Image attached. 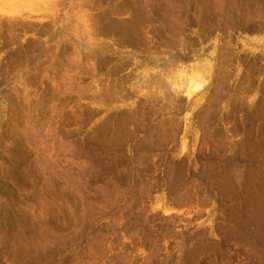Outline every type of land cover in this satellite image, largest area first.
Returning a JSON list of instances; mask_svg holds the SVG:
<instances>
[{"label": "rangeland", "instance_id": "374dc122", "mask_svg": "<svg viewBox=\"0 0 264 264\" xmlns=\"http://www.w3.org/2000/svg\"><path fill=\"white\" fill-rule=\"evenodd\" d=\"M13 1H0V264H264V134L259 133L260 126L264 129V43H250L257 42L256 37L261 35H253L245 27L231 28V24H227L228 31L226 24L218 26L219 22H215L217 27L214 24L218 31L214 29L212 34L214 18H208L213 17L212 8L209 11L213 6L208 3V7L203 0H199L203 2L202 9L207 7L209 12L200 9L203 16L197 15L203 18L207 13L209 17L195 20L211 21L210 25L205 22V26L212 28L207 29L212 34L207 36V31L204 34L199 30L204 23L190 22L195 21L191 15L196 14L191 9L197 7L195 3L200 4L195 0L190 2L191 5L193 1L189 18L183 0H154V4L152 0H56L57 6L52 5L54 1L50 4L39 0V5L28 8L23 0H16L21 8ZM250 1L258 2L246 0L244 7ZM134 2H139L138 6ZM146 2L160 3L159 8L155 7L159 10L154 9L159 20L143 10L140 18L135 17ZM175 4L183 8L177 6L179 11ZM260 5L249 10L256 11ZM135 7H140L139 11ZM19 11L35 14L33 19L26 20L35 23L32 26L39 30L31 24L27 26L25 19L15 22L7 17ZM84 11H92L96 22L98 19L96 37L102 41L98 46L89 45L87 35L76 36L75 29L83 31L85 27L78 18V13ZM178 11L183 12L182 18ZM250 11L249 16H259V11L254 12L257 16ZM53 12L59 15L57 26ZM167 13L177 18L174 15L172 20ZM144 14H150L151 20ZM69 16L71 19L66 21ZM152 20L164 24L165 32L173 38L166 33L163 36V25L158 26L161 32ZM116 23L120 24L119 29L114 30ZM65 25H70L68 32L60 29ZM159 31L165 41L176 44L170 42L168 47V41L166 45L161 43L164 38L159 40ZM185 35L193 38L190 41ZM156 37L163 45L155 54L176 51L182 58L177 67L169 66L177 69L172 70L171 85L165 89L173 102H167L164 94L151 87L153 83L149 87L144 76L158 68L150 61L156 50V46L150 45L154 39L157 43ZM179 40L195 42L194 51L201 55L185 60V44L180 45ZM222 41L225 46L232 43L227 45L230 54L226 53L232 59L235 57L234 61L227 58L232 64H220L227 60L220 56ZM198 45H202L200 49ZM214 52L217 55L212 62L217 67L214 66L201 93L188 103L183 67H190ZM218 64L223 70L231 64L227 69L230 73L225 70L229 78L224 77L228 85L224 90L230 93L224 96L222 90L223 97L221 93L216 95L219 89L215 90L221 80L216 74L223 72L217 70ZM141 81L143 85L139 84ZM208 95L223 101L220 105L215 100L220 105L215 104L218 114L215 106L211 108L208 103L210 99L213 102ZM205 105L208 114L203 112L204 108L201 110ZM209 107L213 110L208 112ZM141 110L145 111L140 113ZM196 111L198 115L205 113L204 117L213 111L216 114L209 121L210 117L198 118ZM206 122L212 124L202 128ZM256 167L263 171L257 169L259 179H254L258 174L252 173H256ZM250 178L255 184H248L252 182ZM258 181L263 184L261 187L254 186L260 184ZM255 188L258 193L262 188L260 199ZM249 190L255 193L251 198ZM255 197L263 202H257ZM250 205L253 209L248 208ZM246 209L252 210L250 214Z\"/></svg>", "mask_w": 264, "mask_h": 264}, {"label": "bare ground", "instance_id": "6f19581e", "mask_svg": "<svg viewBox=\"0 0 264 264\" xmlns=\"http://www.w3.org/2000/svg\"><path fill=\"white\" fill-rule=\"evenodd\" d=\"M0 1H1V0H0ZM15 1H16V0H15ZM17 1H18V0H17ZM17 1H16V2H17ZM19 1H20V3H21V0H19ZM42 1L47 2V3L49 2L50 4H52V3H53L52 1H54V3H53L52 5H56V6H57V4H55V3H56V2L58 3L59 0H58V1H56V0H51V1H50V0H41L40 2H42ZM55 1H56V2H55ZM60 1H61V0H60ZM60 1H59V2H60ZM139 1H140V0H139ZM149 1H150V0H147V2H149ZM153 1H154V0H152L151 2L154 4ZM178 1H180V0H177V1L175 0V3L178 2ZM193 1H194V0H193ZM193 1H192V4H193ZM196 1L199 2V0H195V2H196ZM245 1H246V0H203L204 4H205V2H206L205 5H207L208 7H209V4H211V5L213 6V7H209L210 10H209L207 7L204 8L205 6H203V8L207 10V12H209V11L211 12V11L213 10L212 13H211V15H210V16H212V14H213V17H209V15H208V17H209V18H208V17H207V13L205 14L206 16L204 15V17H205V18L207 17L208 19H210V18H214V19H213V20H214V21H213V26H212V23H211L212 20L210 19V20H211V21H210V23H211V26H210V27L213 28V29L211 28V29L213 30V31H211L212 34L215 33V32H214V29H216V28L214 27L215 22H217V23H218V22L221 23V25L218 24V26H224V25L226 24V27H227V24H231V25H232V26L230 25L231 28H233V26H235V27H239V28H241V29H242V27H243V28L245 27V28H247L248 31H250V33H253V35H257V34H258V37H259V35H261L260 38H257V37H256V41H257V42H251V41H250V43H254V44H256V45H257V44H258V45H261V44L264 43V39H263V34H264V7L262 8V6H263L262 4H264V2L261 3L262 0H261V1L258 0V2L255 3V4H257V6L253 3V1H250L251 4L253 3L252 5L249 3L250 5L248 6V3H247L246 6H248V7H247V8H248V9H247L248 11H250L249 8H250V7L252 8V6H253L254 8H255V6H256V8H257L258 5H260L259 3H261V5H262V6L260 5L259 8H258V9H260V7H261V8H262L261 11L257 9V10L259 11V16L253 18L252 15L249 16L250 14H249L248 11L246 10V6L244 7V3H245ZM247 1L249 2V0H247ZM256 1H257V0H256ZM259 1H260V2H259ZM263 1H264V0H263ZM12 2H14V1L12 0ZM16 2H15V4H16ZM23 2H24V4L26 5V6H25L26 8H28L27 6H32V7H33V6H35V5H39V4H40L39 0H23ZM136 2H137V0H136ZM136 2H134V3H136ZM142 2H143V0H142ZM144 2H145V1H144ZM147 2H146V4H147ZM155 2L157 3V0H156ZM183 2L185 3V5H183V3L181 2V3H182V6H183V7L185 6V8L187 9L186 13H187V15H188V13L191 12V11H190L191 6H192V4L190 5L191 0H185V1L183 0ZM200 2H201V1H200ZM200 2H199V3H200ZM203 2H201V3L203 4ZM3 3H4V2H3ZM20 3L17 2V5H19ZM38 3H39V4H38ZM138 3H139V2H138ZM138 3H136L137 6H138ZM152 3H149V5H148V4L146 5L145 3H143V4L140 3V4L142 5V6H140V7H142V8H140V7H137V8H136V7H135V8L137 9L136 11H139V10H140L139 12H141V11L143 10V11H146L147 14L150 12L151 14H153V17L156 18V17H157V15H156L157 12L155 13V10H159V9H155V7L158 6V7H156V8H159L160 3H159V4H156V5H153ZM170 3H171V1H170ZM170 3H168V4H169V5L174 4V3H172V4H170ZM178 3H179V2H178ZM178 3H177V4H178ZM181 3H180V4H181ZM201 3H200V4L195 3V4H197V7L199 8V9H197V7L195 6L197 11L194 10L195 7H194V8L192 7L193 9H191V10H193V12L196 13L195 15H197V14H198V15H201V14H202V10H204V9H202V4H201ZM208 3H209V4H208ZM0 4H1V3H0ZM136 4H135V6H136ZM144 4H145V5H144ZM168 4H167V5H168ZM78 5H80V4L78 3ZM133 5H134V4H133ZM169 5H168V6H169ZM199 5H200L201 7H200ZM19 6H20V5H19ZM21 6H22V5H21ZM21 6H20V8H21ZM175 6H176V4H175ZM177 6H178V5H177ZM177 6H176V7H177ZM133 7H134V6H133ZM170 7H172V6H170ZM178 7H180V6H178ZM178 7H177V9H178ZM183 7H182V8H183ZM243 7H244V8H243ZM79 8H80V10H82V7H79ZM139 8H140V9H139ZM167 8H168V7H166V10H168V9L171 10V11L173 10V9H171V8H168V9H167ZM172 8H173V7H172ZM180 8H181V7H180ZM182 8H181V9H182ZM185 8H184V10H185ZM211 8H212V10H211ZM254 8H252V10H253ZM256 8H255V9H256ZM133 9H134V8H133ZM138 9H139V10H138ZM154 9H155V10H154ZM200 9H202V10H200ZM54 10H56V12H57V9H54ZM80 10H78V12H79ZM161 10H162V9H161ZM161 10H160V11H161ZM178 10H179V9H178ZM184 10H182V11H184ZM198 10L201 11V12L199 11L200 14L197 13ZM208 10H209V11H208ZM243 10H246L247 12L245 11V12H246V13H245ZM252 10H251L250 12H253L252 14H253L254 16H257L258 14L255 15V13H257L258 11H257V10H256V11H252ZM58 11H59V10H58ZM133 11H134V10H133ZM160 11H159V13L162 12V11H161V12H160ZM171 11H169V13H171ZM179 11H180V10H179ZM179 11H178V12H179ZM182 11L179 12V13H181V15H182V13H183ZM188 11H189V12H188ZM56 12H53V13L51 14V15L53 16V18H54V20L51 19V20H53V22L55 23L54 25H56V23H57V25H58V23H59V22H58V19H57V18H59V15H58V16H55V15L58 14V13H56ZM101 12L104 13L105 11L102 10ZM139 12H138V13H139ZM167 12H168V11H167ZM174 12H175V11H174ZM254 12H255V13H254ZM138 13H137V14H138ZM143 13H145V12H143ZM143 13L141 12L140 14H138L139 16L137 15V16H135V17H139V18H140V17H141V14H143ZM154 13H155V14H154ZM164 13H166L165 10H163V15H164ZM247 13H248L249 15H248ZM135 14H136V13H135ZM171 14H172V13H171ZM176 14H177V16H178V13H177V12H176ZM208 14H210V13H208ZM246 14H247L249 17H248V16H245ZM34 15H35V14H33L32 12L28 13L27 15H25V14H23L21 11H19V12L15 13V14H9V15H7V17H9V18H13V21L16 20V19H17V20H18V19H19V20L22 19V22H23V19H25V22H26V21L28 22V20H26V19H33V18L36 16V15H35V16H34ZM46 15H47V14H46ZM51 15H50V18L52 17ZM79 15H81V16H79ZM101 15H102V14H101ZM149 15H150V14H149ZM149 15H145V14H144L143 17H144V16H147V20H148V19H150V18H148ZM158 15H159V17H160V16L162 15V13H161V14H158ZM167 15H169V17H172V20H174L175 18H177V16H176L175 14H174V15H175V18H174V19H173V16H174V15H170V14H168V13H167ZM181 15L179 14V16L182 18L183 15H182V16H181ZM185 15H186V14H185ZM195 15H194V14L191 15V17L194 16V18H193L192 20H195V17H198V15H197V16H195ZM37 16H38V15H37ZM39 16H40V15H39ZM42 16H43V15H42ZM78 16H79L78 18L82 19V21H83L82 23H84L85 27H84V30L82 31V30L79 29L78 26H76V27H78L77 29H75V31H76V33H77L76 36H77L78 38H81L82 36L87 35V36H88V39H89V45H91L92 47H95V46L100 45V43H101L102 41H101L100 38L96 37V35H97L96 27L98 26V25H97L98 19H97V22H96V18H95V16L93 15V12H92V11H84V14H83V13H82V14H81V13H80V14L78 13ZM151 16H152V15H151ZM201 16H203V15H201ZM201 16H199L200 19H203L204 17L202 18ZM43 17H44V16H43ZM45 17H46V16H45ZM47 17H48V15H47ZM70 17H71V16H69L68 18H66V21H67ZM102 17H103V16H102ZM102 17H101V19H102ZM149 17H150V16H149ZM153 17H152V19H153ZM189 17H190V16L188 15V18H189ZM199 17H198V19H199ZM216 17H217V18H216ZM250 17H251V18H250ZM60 18H61V17H60ZM103 18H105V17H103ZM139 18L137 19V21L139 20ZM155 18H154V20H155ZM188 18H186V16H185V20H186V19L188 20ZM205 18H204V19H205ZM207 18H206V19H207ZM215 18L217 19V21H215ZM47 19H48V18H47ZM55 19H57V21H56ZM70 19H71V18H70ZM141 19H143V18H141ZM141 19H140V20H141ZM144 19H146V18H144ZM178 19H180V18H178ZM0 20H1V19H0ZM9 20H10V21H9ZM9 20H8V21L11 23V22H12V21H11L12 19H9ZM17 20H16L15 22H17ZM19 20H18V21H19ZM60 20H62V19H60ZM63 20H64V19H63ZM150 20H151V19H150ZM154 20H152L151 22L153 23ZM156 20H159L158 17L156 18ZM156 20H155V21H156ZM160 20H162V19H160ZM172 20H171V21H172ZM196 20H197V18H196ZM196 20H195V21H190V22H191V23L194 22V25L196 24V22H197V23L200 22V21L198 22V21H196ZM35 21H37V20H35ZM35 21H33V22H35ZM104 21H105V20H104ZM135 21H136V20H135ZM135 21H134V26H137L138 23H135ZM163 21H164V20H162L161 22H163ZM179 21H180V20H179ZM188 21H189V20H188ZM188 21H187V23H188ZM206 21H207V20H206ZM206 21H205V22H206ZM20 22H21V20H20ZM62 22H63V21H61V23H62ZM68 22H69V21H68ZM68 22H67V24H70V23H68ZM113 22H114V21H113ZM161 22L159 21L160 25H161V26L163 25L162 27L154 22L155 25H157V26H155V27L160 26L161 29H162V28L164 27V24H161ZM185 22H186V21H185ZM201 22H202V23H201ZM201 22H200L201 24H203V23H204V24H203V25L200 24L201 27H200V26H198V27L202 28L203 30H204V28H205V30L203 31L202 29H199V28H198V29L201 30V32H203V33L205 34L206 31H207V29H210V28L208 27V25H210V23H209V21L206 22V23H208V25L206 24V26H205V22H204V21H201ZM43 23H45V22L43 21ZM43 23H42V24H43ZM98 23H99V22H98ZM111 23H112V22H111ZM163 23H166V22H163ZM169 23H170V22H168V25H170ZM180 23H181V22H180ZM11 24H12V23H11ZM13 24H14V23H13ZM17 24H18V23H17ZM22 24H23V23H22ZM24 24H25V27H26V23H24ZM24 24H23V25H24ZM29 24H31V21L28 22V25H27V26H29ZM32 24H33V23H32ZM32 24L30 25V27L32 26ZM45 24H46V23H45ZM51 24H52V23H51ZM59 24H60V23H59ZM101 24H102V23H101ZM101 24H99V25H101ZM113 24L115 25V23H113ZM116 24H117L118 26L116 25L115 27H114V25L112 26V25L110 24V26L114 27V28H112V29H114V30H116L115 28L119 29L118 27H119L120 24H119V23H116ZM135 24H137V25H135ZM172 24H173V26H174V23H172ZM183 24H184V23H183ZM0 25H1V24H0ZM23 25H22V26H23ZM33 25H35V23H34ZM57 25H56V26H57ZM84 25H83V26H84ZM103 25H104V24H103ZM181 25H182V24H181ZM185 25H186V23H185ZM187 25L189 26V24H187ZM192 25H193V24H192ZM194 25H193V26H194ZM215 25H216V24H215ZM43 26H44V25H43ZM60 26H61V25H60ZM62 26H63V25H62ZM62 26H61V27H62ZM69 26H70V25H69ZM69 26H68V25H65L63 28L60 27V29H62V30H63V29H64V30L66 29V30H67V29L69 28ZM110 26H109V29H111ZM166 26H167V25H166ZM166 26H165V27H166ZM176 26H177V25H176ZM178 26H180V25H178ZM182 26H183V25H182ZM190 26H191V25H190ZM202 26H203V27H202ZM204 26H205V27H204ZM0 27H1V26H0ZM14 27H15V26H14ZM36 27H37V30L34 29V28H36ZM36 27H33V26H32V28H33L34 30L38 31V30H39V29H38V26H36ZM155 27H154V29H156V30H154V31L157 32L158 30H160L159 27H158V28H159L158 30H157V28H155ZM183 27H184V26H183ZM183 27H182V28L180 27V28L183 29ZM206 27H208V28H206ZM216 27H217V25H216ZM224 27H225V26H224ZM23 28H24V26H23ZM43 28H44V27H43ZM47 28H48V27H47ZM132 28H135V27H132ZM171 28H172V27H171ZM186 28H187V27H186ZM186 28H185V30H187ZM189 28H190V27H189ZM222 28H223V27H222ZM222 28H221V29H222ZM228 28H230V27H227V29H228ZM245 28H244V29H245ZM24 29H25V28H24ZM28 29H30V28L28 27V28L26 29V31H27ZM56 29H58V27H57ZM60 29H58V30H60ZM78 29H79L80 31H78ZM136 29H137V28H136ZM136 29H134V30L137 31ZM164 29H165V28H163L162 30H164ZM167 29H168V28H167ZM211 29H210V30H211ZM219 29H220V28H219ZM31 30H32V29H31ZM45 30H46V28H45ZM132 30H133V29H132ZM172 30H176V29H172ZM172 30H171V31H172ZM178 30H180V29L178 28ZM195 30H196V29H195ZM216 30H217V29H216ZM216 30H215V31H216ZM222 30H223V29H222ZM224 30L226 31V28H224ZM235 30L237 31V29H235ZM119 31H120V30H119ZM160 31H161V30H160ZM160 31H159V33H160ZM171 31H170V32H171ZM176 31H177V30H176ZM176 31H175V34H176ZM217 31H218V30H217ZM217 31H216V32H217ZM219 31H221V30H219ZM228 31H229V29H228ZM242 31H243V30H242ZM242 31H241V32H242ZM245 31H246V30H245ZM46 32H47V31H46ZM59 32H60V31H59ZM62 32L65 33V31H62ZM67 32H68V30H67ZM80 32H81V33H80ZM82 32H83L84 34H82ZM161 32H162V31H161ZM183 32H184V31H182V33H183ZM197 32H198V31H196V33H197ZM201 32H199V33H201ZM207 32H208V33L205 34L204 36H207V35L211 34V33H209L210 31H207ZM246 32H247V31H246ZM246 32H244V33H246ZM49 33H50V32H49ZM164 33H166L165 30H164V32L162 33L163 36H164ZM171 33H172V32H171ZM179 33H180V32H179ZM185 33H186V32H185ZM223 33H224V32H223ZM227 33H229V32H227ZM250 33H249V34L246 33V34L252 36V34H250ZM155 34H156V33H155ZM168 34H169V33H166L165 35L167 36ZM172 34H173V33H172ZM180 34H181V33H180ZM212 34H211V35H212ZM224 34H226V32H225ZM81 35H82V36H81ZM157 35H158V32H157ZM157 35H155V36H157ZM160 35H161V33H160ZM162 35H161V38H159V40L161 39V41H162V39L164 38L163 40L165 41V37L162 38ZM169 35H170V34H169ZM169 35H168V36H169ZM178 35H179V34H178ZM187 35H188V34H187ZM196 35H197V34H196ZM201 35H202V36H201ZM185 36H186V35H185ZM200 36H201L202 40H204V39H203V34H202V33L200 34ZM229 36H230V35H229ZM232 36H233V35H232ZM232 36H231V37H232ZM61 37H62V36H61ZM157 37H159V35H158ZM157 37H156V41H157ZM169 37H171V39L173 38V36H171V35H170ZM186 37H188V36H186ZM176 38H177V37H176ZM190 38L192 39L193 36L190 37ZM190 38L188 37L189 40H190ZM194 38H196V37H194ZM227 38H230V37L227 36ZM247 38H248V37H247ZM166 39H168V38L166 37ZM169 39H170V38H169ZM174 39H175V37H174ZM181 39H182V38H181ZM188 39H186V40H188ZM239 39H240V38H239ZM61 40H62V39H61ZM139 40H140V39H139ZM177 40H178V38H177ZM193 40H194V39H193ZM193 40H192V41H193ZM195 40H196V39H195ZM195 40H194V41H195ZM197 40H198V42L200 41L199 38H198ZM229 40H230V39H229ZM251 40H252V39H251ZM140 41H141V40H140ZM140 41H139V43H140ZM164 41L161 42V43H163V44L165 43V45H166V41L169 42V40H166L165 42H164ZM174 41H175V40H174ZM181 41H182V42H181ZM190 41H191V40H190ZM224 41H226V40H224ZM170 42H171V41H170ZM170 42L168 43V47H169V45H170ZM186 42H188V43H184V40H179V41H178V43H179L180 45H182V46H183V43L185 44V47H184V48H185V52L182 51V50H183V47H182V50L180 51L181 53L184 52V54H182V56L184 55L185 60L188 61L191 57H195V56H200V55H201V53H195L196 50L194 51V49L197 47V46H196V47L193 46V45H194L193 43H195V42H193L192 44H190L189 41H186ZM198 42H197V43H198ZM201 42H202V41H201ZM229 42H230V41H229ZM229 42H228L227 45L230 47V45H232V43L230 44ZM158 43H159V44H158ZM161 43H160V41H157V43H156V42H155V39H154V42H153L150 46H151V47H152L153 45L156 46V48H155L156 50H153L152 54H153L155 51L157 52V51L160 50V49H159V45H161L160 48H161L162 45H163V44H161ZM171 43H173V42H171ZM174 43L176 44V42H174ZM174 43H173L172 45H174ZM226 43H227V42H226ZM144 44H145V43H144ZM179 44H178V45H179ZM199 44H200V43H199ZM236 44H238V43H236ZM240 44H241V43H240ZM242 44H243V42H242ZM245 44H246V42H245ZM247 44H248V43H247ZM254 44H253V45H254ZM37 45H38V44H37ZM101 45H102V44H101ZM196 45H197V44H196ZM203 45H204V44H203ZM221 45H222V47H221ZM221 45H220V47H221L222 49L220 48L221 50L219 51V52H220V56H221L222 58L224 57V60H226L227 58L232 59L233 56H230V55H229L230 57H228V56L226 55V53L229 51L227 45H226V46L223 45V41H222V44H221ZM234 45H235V44H234ZM256 45H255V46H256ZM145 46H146V45H145ZM154 46H153V47H154ZM170 46H171V45H170ZM176 46H177V45H176ZM199 46H202V45H198V47H199ZM218 46H219V45H218ZM250 46H251V45H250ZM101 47H102V46H101ZM151 47H150V48H151ZM193 47H194V48H193ZM235 47H236V46H235ZM243 47H244V46H243ZM37 48H38V47H37ZM148 48H149V47H148ZM177 48H178V46H177ZM201 48H202V47H201ZM204 48H205V47H204ZM215 48H216V47H214V49H215ZM233 48H234V47H233ZM233 48H232V49H233ZM238 48H239V47H238ZM247 48H249V50L251 49V47H246V48H244V49H247ZM257 48H258V47H257ZM164 49H165V50H164ZM164 49H163V50L166 51V47H165ZM167 49H168V48H167ZM179 49H180V47H179ZM198 49H200V47H199ZM214 49H213V50H214ZM235 49H236V48H235ZM150 50H152V49H150ZM150 50H149V53L151 52ZM171 50H172V49H171ZM161 51H162V50H161ZM164 51H163V53H164ZM167 51L169 52V50H167ZM205 51H206V50H205ZM231 51H232V50H231ZM252 51H253V50H252ZM260 51H261V50H260ZM156 52H155V53H156ZM168 52H167V53H168ZM171 52H172V51H170V53H171ZM199 52H200V51H199ZM211 52H213V51H211ZM233 52H234V51H233ZM235 52H236V51H235ZM155 53H154L153 56H150V59H151L150 61H152L153 63H155V64L157 65L158 68H157V70H154V71L152 72V73L155 74V75L153 74L154 76L151 75V74H152V73H150L151 71H150L149 73H148V72H147V73L145 72L144 76L147 77V81H146V80H145V81H146V83L148 82V84H150L149 87L151 86V83H153L151 87H153L154 89H156L157 92L161 93V95L164 94V95H162V97L165 96V100L167 101V100H169V98H171V97L168 98V96H166V91H165V89H166V90L169 89V85H171V77H170L171 75H170V74H172L173 71L176 72V70H177V69H171V68H174L175 66L177 67V66H178V65H176L177 62H180V60H181L182 58L179 59L181 56H179V53H178V52H177V53H178V55H177L176 51H174V52L171 53V54L164 53V54H166V55H164V54H163V55H158L160 52H158V54H155ZM161 53H162V52H161ZM161 53H160V54H161ZM174 53H176L177 56H176ZM206 53H207V51H206ZM228 53L230 54V52H228ZM228 53H227V54H228ZM231 53H232V52H231ZM144 54H145V53H144ZM208 54H210V53L208 52ZM233 54H235V53H233ZM242 54H243V53H242ZM245 54H246V53H245ZM148 55H149V54H148ZM180 55H181V54H180ZM212 55H213V56H212ZM216 55H217L216 52L211 53V56H210V57H205V56H204V57H201L197 62H195V63H193V64L190 63V64H191L190 67H189V66H188V67H187V66H184V67H183V68H185V71H184V72H185V80H186V82H187V83H185V98L188 99V103L194 98L195 95H197L198 93H201V91L205 88V84L207 83L208 76H212L213 71L215 70V69H214V66H215L216 64L214 65V63L212 62V59L215 58ZM231 55H232V54H231ZM144 56H145V55H144ZM225 56H227V57H225ZM145 57H146V56H145ZM147 57H148V56H147ZM231 57H232V58H231ZM243 57H244V56H243ZM256 57H257V56H256ZM148 58H149V57H148ZM222 58L220 59V57H219L218 59H220V61H221V60H223ZM225 58H226V59H225ZM145 59H146V58H145ZM177 59H179V61H177ZM197 59H198V58H197ZM218 59H217V60H218ZM234 59H235V57H234ZM234 59H232V60L234 61ZM237 59H238V58H237ZM237 59H236V60H237ZM258 59H259V58H258ZM232 60H231V62H233ZM239 60H240V59H239ZM139 61H140V60H139ZM142 61H143V60H142ZM150 61H149V62H150ZM220 61H219V62H220ZM227 61L230 62V60L227 59L226 61H223V62L221 61L220 64H221V63H225V65H228V64L226 63ZM249 61H250V60H249ZM251 61H252V60H251ZM254 61H255V60H253V63H254ZM149 62H148V60H147L146 63H149ZM182 62H184V61L182 60ZM219 62H218V63H219ZM231 62H230V63H231ZM236 62H238V60H237ZM256 62H257V61H256ZM262 62H263V61H262ZM141 63H142V62H141ZM143 63H144V62H143ZM150 63H151V62H150ZM180 63H181V62H180ZM180 63H178V64H180ZM249 63H250V62H249ZM253 63H252V64H253ZM155 64H154V65H155ZM220 64H218V66H219ZM231 64H232V63H231ZM231 64H229V66H230ZM256 64H257V63H254L253 65H256ZM140 65H141V64H140ZM146 65H147V64H146ZM156 65H155V66H156ZM172 65H174V67H169V66H172ZM225 65H224V67H225ZM250 65H251V64H250ZM253 65H252V66H253ZM161 66H162V68H161ZM229 66H228V68H229ZM247 66H248V65H247ZM252 66H251V67H252ZM159 67H160V69H159ZM168 67H169V68H168ZM215 67H217V66H215ZM253 67H254L255 70H256L257 67H256V66H253ZM146 68H147V67H146ZM148 68H149V67H148ZM151 68H153V67H151ZM154 68H155V67H154ZM181 68H182V67H181ZM221 68H222V69H221ZM225 68H227V66H226ZM228 68H227V69H228ZM166 69H167V70L169 69V70L166 71ZM170 69H171V70H170ZM218 69H220V70L223 71V72L220 74V73L218 72V71H220V70H218ZM223 69H224V68H223L221 65H220V68H219V67L217 68V70H218V71H217L218 74H216V75H218L219 78L221 79L220 81H218V83H216L218 88L214 86V87H215V90L219 89V90H218V91H219V95L216 94L217 96H220V93L222 94V92H224V91L226 92V91H227V90H224V89H226V87L228 86V85L226 86L227 78H226V81L224 80V77H228V75H225V73H226L225 70L227 71V69H225V70H223ZM229 69H230V68H229ZM164 70H165V71H164ZM172 70H173V71H172ZM246 70H247V69H246ZM246 70H245V71H246ZM252 70H253V69H252ZM148 71H149V70H148ZM182 71H183V69H182ZM229 71H230V70H229ZM229 71H227V74L230 73ZM247 71H248V70H247ZM179 72H180V70L178 71V73H179ZM228 72H229V73H228ZM256 72H258V71H256ZM243 73H244V72H243ZM243 73H242V75H243ZM247 73H249V72H247ZM247 73H246V74H247ZM250 73H251V72H250ZM252 73H253V71H252ZM254 73H255V72H254ZM260 73H261V70H260ZM213 76H214V75H213ZM248 76H252V74H251V75H248ZM248 76H247V77H248ZM256 76H257V75H256ZM260 76H261V75H260ZM150 77H151V80H149ZM141 78H142V77H141ZM210 78H211V77H210ZM219 78H218V79H219ZM228 78H229V77H228ZM244 78H245V77H244ZM251 78H253V77H251ZM254 78H255V77H254ZM254 78H253V79H254ZM258 78H259V77H258ZM144 79H146V78H144ZM215 79H217V78H215ZM140 80H141V79H140ZM238 80H239V79H238ZM249 80H251V79H249ZM255 80H256V79H255ZM142 81H143V80H142ZM142 81H141V83H139L140 85L142 84ZM149 81H152V82L149 83ZM216 81H217V80H216ZM139 84H138V86H139ZM144 84H145V83H144ZM211 84H212V83H211ZM213 84H214V83H213ZM216 84H214V85H216ZM227 84H228V82H227ZM257 84H258V82H257ZM142 85H143V84H142ZM145 85H146V84H145ZM138 86H137V87H138ZM146 86H147V85H146ZM229 86H230V85H229ZM140 87H141V86H140ZM142 87L144 88V86H142ZM263 87H264V86H263ZM227 88H228V87H227ZM260 88H261V87H260ZM262 89H263V88H262ZM213 90H214V89H213ZM222 90H224V91H222ZM263 90H264V89H263ZM175 91H176V93H179V92H180V91H178V90H175ZM228 91H229V90H228ZM228 91H227L226 93L224 92V96L227 95V93H230V91H229V92H228ZM215 93H217V91H215ZM215 93H214V94H215ZM234 94H235V93H234ZM199 95H200V94H199ZM208 96H209V95H208ZM210 96H212L211 98H213V102H212V99H210ZM210 96H209V99H210V100H209L208 103H210L211 108H212V105L215 106V107H214V108H215L214 111H215L216 108H217V106L221 103L222 100L220 101L218 98H216V99L214 98V97H217V96H214V95H210ZM213 96H214V97H213ZM232 96H233V95H232ZM232 96H231V97H232ZM259 96H260V95H259ZM178 97H179V96H178ZM206 97H207V96H206ZM222 97H223V94H222ZM167 98H168V99H167ZM219 98H221V97H219ZM163 99H164V98H163ZM172 99H173V98H172ZM172 99H170L169 101H170V102H173V101H171ZM215 100H216L217 102L220 101V102H218L219 104H218ZM236 100H237V99H236ZM236 100H235V101H236ZM178 101H179V100H178ZM204 101H205V103H206V102H207V99L204 100V98H203V103H204ZM238 101H240V100L238 99ZM167 102H168V101H167ZM170 102H169V104H170ZM200 102H201V101H200ZM243 102H244V101H243ZM256 102H257V101H256ZM198 103H199V101H197V102L195 103V106H197ZM222 103H223V101H222ZM222 103H221V104H222ZM237 103H238V102H237ZM215 104H217V106H216ZM221 104H220V105H221ZM243 104H244V103H243ZM262 104H264V103H262ZM262 104H260V105H262ZM202 105H203V104H202ZM206 105H207V103H206ZM206 105H205L204 107H201V110H202L203 108L205 109V108H206ZM220 105H219V106H220ZM222 105H223V104H222ZM236 105H237V104H236ZM238 105H239V104H238ZM260 105H257V106H260ZM200 106H201V105H200ZM234 106H235V105H234ZM240 106H241V105H240ZM236 107H237V106H236ZM242 107H243V106H242ZM141 108H142V107H141ZM190 108H191V107H190ZM207 108H208V107H207ZM209 108H210V107H209ZM211 108L208 109V112H209V110H211V111L213 110V109H211ZM227 108H228V107H227ZM238 108H239V107H238ZM240 108H241V107H240ZM263 108H264V107H263ZM263 108H262V109H263ZM199 109H200V108H199ZM220 109H221V108H220ZM255 109H256V108H255ZM257 109H258V108H257ZM201 110H200V111H201ZM144 111H145V110H144ZM144 111L141 110L140 113H141V112H144ZM200 111H199V112H200ZM202 111H203V110H202ZM211 111H210V112H211ZM214 111H213V112H214ZM216 111H217V114H218V112H219V107H218V109H217ZM216 111H215V112H216ZM238 111H239V110H238ZM203 112L206 113V112H207V109H205V111H203ZM213 112H211V113L213 114L212 119L214 118V115L216 114V113H213ZM263 112H264V111H263ZM196 113H197L198 118H200V119L202 118V116H203L204 119H206V118H208V117H210V116L212 115V114L209 113L210 116H208V117L205 116V117H206V118H205V117H204V114H205V113H202V112H201V114H203V115H200V113H199V115H198V112H197V111H196ZM256 113H257V112H256ZM206 114H208V113H206ZM259 114H260V113H259ZM192 115H193V114H192ZM244 115H245V114H244ZM141 116H142V115H141ZM141 116H140V117H141ZM199 116H201V117H199ZM216 116H217V115H216ZM255 116H256V115H255ZM252 117H253V116H252ZM141 118H142V117H141ZM185 118H186V117H185ZM193 118H194V117H193ZM203 118H202V119H203ZM250 118H251V117H250ZM210 119H211V117L208 118L209 121H210ZM212 119H211V120H212ZM220 120H221V119H220ZM188 121H189V120H188ZM196 121H197V120H196ZM198 121H199V119H198ZM200 121H205V120H200ZM206 121H207V120H206ZM247 121H248V120H247ZM207 122H208V121H207ZM207 122H206V123H207ZM160 123H161V122H160ZM189 123H190V122H189ZM200 123H201V122H200ZM200 123H199V124H200ZM244 123H245V122H244ZM199 124H197V125H199ZM209 124H212V122L209 123ZM209 124L207 123V124H205V126H204V124L202 123V124H200V125H201V126H202V125L204 126V127H202V128H205L206 125H207V128H208ZM252 124H253V123H252ZM163 125H164V123H163ZM186 125H187V123H186ZM189 125H190V124H189ZM237 125H238V124H237ZM237 125H236V126H237ZM263 125H264V124H263ZM201 126H200V127H201ZM236 126H235V128L237 129ZM239 126H240V124H239ZM191 127H192V126H191ZM191 127H190V128H191ZM197 127H199V126H197ZM197 127L195 128V129H196V131H195L196 134H198ZM240 127H241V126H240ZM240 127H239V128H240ZM253 127H254V126H253ZM260 127H261V131H259V133L261 134V132L263 131V133H262V135H263V134H264V129H262V126H260ZM260 127H259V128H260ZM185 128H186V126H185ZM192 128H193V127H192ZM235 128H234V130H235ZM263 128H264V127H263ZM226 129H227V128H226ZM240 129H241V128H240ZM245 129H246V128H245ZM252 129H253V128H252ZM203 130H204V129H203ZM235 131H236V130H235ZM200 132H201V131H200ZM238 132H239V130H238ZM232 133H233V132H232ZM233 134H234V133H233ZM257 135H258V134H257ZM262 135H261V137L263 138ZM259 137H260V136H259ZM196 138H197V137H196ZM262 138H261V139H262ZM257 139H258V138H257ZM262 140H263V139H262ZM261 143H262V142H261ZM261 143H258V144H260V146L262 147ZM258 144H257V146H258ZM186 145H187V144H186ZM263 146H264V145H263ZM186 148H187V147H186ZM253 148H254V146H253ZM260 149H261V148H260ZM253 150H254V149H253ZM256 151H257V150H256ZM260 152H261V151H260ZM262 154H263V152H262ZM259 155H260V153H259ZM261 157H262V156H261ZM263 158H264V157H263ZM239 159H240V158H239ZM239 159H238V160H239ZM243 159H244V158H243ZM245 159H246V158H245ZM248 159H250V158H248ZM238 160H237V161H238ZM262 160H263V159H262ZM239 161H240V160H239ZM239 161H238V162H239ZM238 162H237V163H238ZM263 162H264V161H263ZM238 165H239V164H238ZM242 166H243V165H242ZM245 166H246V165H245ZM236 167L238 168V167H240V165L237 166V164H236ZM260 167H261V166H260ZM262 167L264 168L263 165H262ZM246 168H247V167H245V169H246ZM234 169H235V167H234ZM240 169H241V168H240ZM240 169L238 168V170H240ZM257 169H258V167H256V170H255L256 173L252 172L253 175L258 174V175H256L257 178L254 177V179H259L258 177L260 176V174L257 173ZM259 169H261V168H259ZM259 169H258V170H259ZM236 170H237V169H235L234 171H236ZM238 170H237V171H238ZM253 170H254V169H253ZM232 171H233V170H232ZM237 171H236V172H237ZM243 171H247V170H244V169H243ZM249 171H250V170H249ZM261 171H262V170H261ZM225 172L227 173V171H224V173H225ZM259 172H260V170H259ZM262 172H263V171H262ZM262 172H260V173H262ZM243 173H244V172H243ZM252 173L250 172L251 175H252ZM238 174H240L239 171H238ZM238 174H237V176H238ZM246 175H247V179H248V178H249V177H248L249 174L247 173ZM253 175H252L251 177H253ZM263 175H264V174H263ZM263 175L261 174V176H263ZM243 176H245V174H244ZM263 177H264V176H263ZM235 178L237 179V177H235ZM239 178H241V176H240ZM244 178H246V177H244ZM260 178H262V177H260ZM241 179H242V178H241ZM250 179H251V178H250ZM238 180H239V179H238ZM238 180H237V181H238ZM251 180H252V179H251ZM242 181H243V179H242ZM247 181H248V180H247ZM259 181H260V180H259ZM259 181H258V182H259ZM235 182H236V181H235ZM240 182H241V180H240ZM244 182L246 183V179L244 180ZM244 182H243V183H244ZM241 183H242V182H241ZM241 183H240V184H241ZM249 183H250V184H251V183H252V184H255V183L253 182V180H252V182H249V181H248V184H249ZM259 183H260V182H259ZM263 183H264V182H263ZM234 184H235V183H234ZM237 184H239V181H238ZM248 184H245V185L248 186ZM252 184H251V185H252ZM256 184H257V182H256ZM261 184H262V183H260L259 185H254V186H257V187L259 186V187H261V186H260ZM262 185H263V184H262ZM242 186H243V184H242ZM263 186H264V185H263ZM238 187H239V185H238ZM248 187H249V186H248ZM263 188H264V187H263ZM249 189L252 190L253 187H250ZM257 189H258V188H257ZM257 189L255 188V193L257 192ZM260 189H261L260 191H262V188H260ZM250 190H249V191H250ZM252 191L254 192V189H253ZM252 191H250V192L252 193ZM260 191H259V193H261ZM236 192H237V191H236ZM238 192H239V191H238ZM250 192H249V194H251ZM262 192H264V191H262ZM255 193H254V194H255ZM259 193L257 192L256 195H258ZM254 194L252 193V196H250V195H248V196H250V198H251V197L254 196ZM261 194H262V193H261ZM261 194H260V196H262ZM236 196H237V195H236ZM238 196H239V193H238ZM245 197H246V196H245ZM256 197L259 198V195L256 196ZM256 197H255V198H256ZM263 197H264V195H263ZM246 198H248V197H246ZM261 198H262V197H261ZM256 199H257V198H256ZM256 199H253V200L255 201ZM259 199H260V198H259ZM262 199H263V198H262ZM248 200H249V199H248ZM253 200H252V201H253ZM257 200H258V199H257ZM252 201H250V203H251ZM246 202H247V201H246ZM255 202H256V201H255ZM255 202H254V203H255ZM257 202H263V200H262V201H261V200H258ZM257 202H256V203H257ZM250 203H249V204H250ZM254 203H251V205H253V206H258L257 204L255 205ZM263 203H264V202H263ZM244 204H245V203H244ZM258 204H259V203H258ZM251 205H250L249 207H248V206H247V207H248L249 209H251V208L253 207V206L251 207ZM263 206H264V204H263ZM263 206H262V207H263ZM247 207H246V208H247ZM250 207H251V208H250ZM258 207H259V206H258ZM243 208H244V207H243ZM263 208H264V207H263ZM241 209H242V208H241ZM252 209H253V208H252ZM254 209H255V207H254ZM257 210H258V209H256L255 212H257ZM245 211H248V209H246ZM249 211H252V210H249ZM249 211H248L247 213H249ZM259 211H262V209H261V210L259 209ZM262 212L264 213V211H262ZM238 213H239V212H238ZM251 213H252V212H251ZM258 213H259V212H258ZM263 213H262V214H263ZM249 214H250V213H249ZM258 215H259V214H258ZM248 216H249V215H248ZM251 216H252V214H251ZM250 218H251V217H250ZM253 219H254V217H253ZM263 219H264V218H263ZM247 221H248V220H247ZM249 221H250V220H249ZM250 222H251V221H250ZM255 223H256V222H255ZM258 223H259V222H258ZM254 226H256V225H254ZM257 226H258V225H257ZM257 226H256V227H257ZM259 226H260V225H259ZM260 227H261V226H260ZM260 227H259V228H260ZM261 228H263V227H261ZM261 228H260V229H261ZM249 229H250V228H249ZM247 230H248V229H247ZM250 232H252V231H249V233H250ZM256 232H257V231H256ZM259 232H260V231H259ZM252 233H254V231H253ZM262 234H263V232H262ZM255 235H256V234H255ZM258 235H259V234H258ZM256 236H257V235H256ZM257 237H258V236H257ZM259 237H260V236H259ZM261 237H262V236H261ZM263 237H264V236H263ZM262 240H263V239H262ZM261 242H262V241H261ZM259 247H260V246H259ZM261 247H262V246H261ZM260 251H261V250H260ZM261 252H262V251H261ZM263 263H264V262H263Z\"/></svg>", "mask_w": 264, "mask_h": 264}]
</instances>
